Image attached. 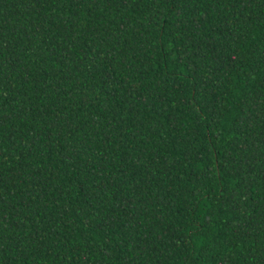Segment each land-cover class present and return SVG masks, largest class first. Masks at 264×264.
Instances as JSON below:
<instances>
[{
  "label": "trees",
  "instance_id": "trees-1",
  "mask_svg": "<svg viewBox=\"0 0 264 264\" xmlns=\"http://www.w3.org/2000/svg\"><path fill=\"white\" fill-rule=\"evenodd\" d=\"M0 264H264V0H0Z\"/></svg>",
  "mask_w": 264,
  "mask_h": 264
}]
</instances>
